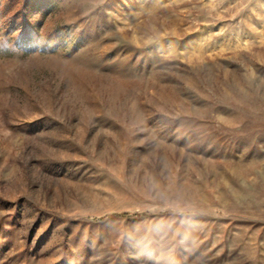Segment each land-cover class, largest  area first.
Returning <instances> with one entry per match:
<instances>
[{
	"label": "rangeland",
	"instance_id": "rangeland-1",
	"mask_svg": "<svg viewBox=\"0 0 264 264\" xmlns=\"http://www.w3.org/2000/svg\"><path fill=\"white\" fill-rule=\"evenodd\" d=\"M0 264H264V0H0Z\"/></svg>",
	"mask_w": 264,
	"mask_h": 264
},
{
	"label": "trees",
	"instance_id": "trees-1",
	"mask_svg": "<svg viewBox=\"0 0 264 264\" xmlns=\"http://www.w3.org/2000/svg\"><path fill=\"white\" fill-rule=\"evenodd\" d=\"M127 215V213H116V214H114V216H126Z\"/></svg>",
	"mask_w": 264,
	"mask_h": 264
}]
</instances>
